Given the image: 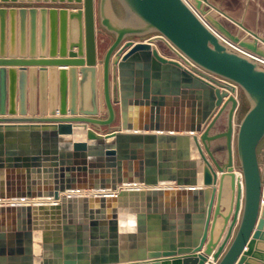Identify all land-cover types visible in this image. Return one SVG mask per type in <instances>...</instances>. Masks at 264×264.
Instances as JSON below:
<instances>
[{
	"label": "water",
	"instance_id": "95a60500",
	"mask_svg": "<svg viewBox=\"0 0 264 264\" xmlns=\"http://www.w3.org/2000/svg\"><path fill=\"white\" fill-rule=\"evenodd\" d=\"M191 1L224 38L264 59V36L211 0ZM0 3L62 6L0 8V200L57 203L56 239L43 238L39 264H264V65L220 41L182 0ZM151 35L177 59L131 40ZM178 59L236 90L205 81ZM168 74L193 96L183 136L164 134L180 130L154 121L164 99L150 85ZM131 105L149 106L151 122H128ZM132 184L145 188L144 212L122 235L117 192ZM84 191L95 195H66ZM37 213L51 214L0 206V264H35ZM152 219L170 238L162 248H148Z\"/></svg>",
	"mask_w": 264,
	"mask_h": 264
},
{
	"label": "crops",
	"instance_id": "0c3cea01",
	"mask_svg": "<svg viewBox=\"0 0 264 264\" xmlns=\"http://www.w3.org/2000/svg\"><path fill=\"white\" fill-rule=\"evenodd\" d=\"M211 2L218 7L220 10L227 13L230 17L236 21L241 22L245 27L254 31L260 36H264V32H260L259 28L264 26V0H211ZM60 4H51V3H0V8H60ZM75 7V6H73ZM220 20V15H217ZM106 45L105 49L110 43L111 40L109 37L105 38ZM156 44L155 47L158 49L161 55L169 59H177L176 55L165 45ZM60 70L61 68H57ZM67 70V68H66ZM153 86L150 85V89H157L160 91V95L157 97H163L164 103L159 107V112L154 113V121H158L160 128L163 130H180L178 132H164V134L169 135H185L186 130L190 128L191 122L193 120L192 116V103L193 96L191 95L190 89L183 87L180 84L179 88L176 87L174 83V77L171 74L166 76H161L160 80L153 81ZM151 84V83H150ZM139 89L143 90V84L136 85L134 83V90ZM179 95L177 96V92ZM141 95V92L140 94ZM130 110L128 111V122L138 124L143 127L144 124H149L151 122V111L149 106H137V109L134 108V105H131ZM155 133V132H148ZM259 149V148H258ZM264 153V151H263ZM264 155V154H263ZM128 213H132L127 211ZM137 212V211H136Z\"/></svg>",
	"mask_w": 264,
	"mask_h": 264
},
{
	"label": "bare ground",
	"instance_id": "6f19581e",
	"mask_svg": "<svg viewBox=\"0 0 264 264\" xmlns=\"http://www.w3.org/2000/svg\"><path fill=\"white\" fill-rule=\"evenodd\" d=\"M186 6L196 15V17L214 34L218 37L220 41V37L207 25L203 22V20L198 16V13L192 9L184 0H182ZM192 2V1H191ZM193 4V3H192ZM223 42V41H222ZM224 43V42H223ZM228 45V44H226ZM229 46V45H228ZM231 47V46H229ZM232 48V47H231ZM172 51V50H171ZM173 52V51H172ZM184 68H186L188 65L182 63L181 60H177ZM186 66V67H185ZM187 69V68H186ZM79 128V127H78ZM81 129V128H80ZM195 158V156H193ZM236 175H238L236 173ZM160 187H170L172 186L171 183H162L159 185ZM145 188L143 186L138 185V184H132V185H123L117 192V199H118V216H119V223H120V231L122 235H126L128 233H132L135 231V216L137 213H143L144 212V196ZM224 192L226 196L228 195V188L227 184L225 182L224 185ZM131 193V195H130ZM130 195L132 196L131 199H127L123 201L124 195ZM66 195H69L71 197H82V196H87V195H95V192L91 191H84V192H76V193H68ZM126 195V196H127ZM131 198V197H130ZM126 202V203H125ZM57 203L54 202L52 199H15V200H0V206H5V205H24V206H32L34 209H37L39 207H43L47 209L51 214L49 216L43 217L42 214L37 213V215L34 217V261L35 264L40 263V254H41V249H40V243L43 241V238H49V239H54L50 235L54 231L57 232L59 228V222L57 221V218L55 216L58 214L59 215V210L55 207ZM224 205H227V198L226 201L224 202ZM127 211H130L132 213H128ZM137 211V212H136ZM157 221L152 219L148 221L149 225V230H148V235H147V244L148 248L150 249H158L164 247L166 242L170 239L169 236H165L158 232L156 228V223ZM46 225H50V229H46ZM57 237V236H56ZM144 235L138 234V239L143 238ZM56 239V238H55ZM121 248H126L127 246L130 245V243L122 242L121 241Z\"/></svg>",
	"mask_w": 264,
	"mask_h": 264
},
{
	"label": "rangeland",
	"instance_id": "374dc122",
	"mask_svg": "<svg viewBox=\"0 0 264 264\" xmlns=\"http://www.w3.org/2000/svg\"><path fill=\"white\" fill-rule=\"evenodd\" d=\"M192 9H194L197 13H198V16L203 20V22L205 23V24H207L219 37H220V39L225 43V44H228L229 46H231L233 49H235L236 51H239L240 53H242V54H244V55H246V56H248V57H250V58H252L253 60H255L256 62H258L259 64H262V65H264V59L263 58H261V57H258V56H256V55H254V54H252V53H250V52H248V51H246V50H244V49H241V48H239L237 45H235V44H233V43H231L230 41H228L226 38H224L221 34H219L215 29H213L212 27H211V25L210 24H208L206 21H205V19L199 14V12L195 9V7L193 6V4H192V2H191V0H184ZM221 21H222V23L229 29V30H231L232 32H234V33H238L242 38H250L249 36H247L246 35V33L245 32H243L242 30H240V28H238L235 24H233L232 22H230L229 20H227L226 18H221ZM259 31L260 32H264V26H261L260 28H259ZM98 36H99V38H102V36H103V33L102 32H99V34H98ZM104 45H106V44H103V45H101V47H100V50H102L103 48H104ZM158 45H160L159 43H158ZM162 45V44H161ZM222 126H223V122L218 126V130H220L221 128H222ZM109 131V129H105V131L104 132H108ZM263 151H264V141L260 144V146H259V149H258V155H259V160H260V162H263ZM127 195V194H126ZM124 195L125 197H127V198H124L123 197V201H125V200H127V199H131L132 200V196H130L131 195V193H130V195ZM131 197V198H130ZM126 203V202H125ZM3 206V205H2ZM5 206H9V205H5Z\"/></svg>",
	"mask_w": 264,
	"mask_h": 264
},
{
	"label": "built area",
	"instance_id": "2783aa9c",
	"mask_svg": "<svg viewBox=\"0 0 264 264\" xmlns=\"http://www.w3.org/2000/svg\"><path fill=\"white\" fill-rule=\"evenodd\" d=\"M159 39H161V37L159 35H151V36H148V37H145V38H142V39H131L134 43H137V42H151L152 44L156 45L158 43H161L159 42ZM186 67V66H185ZM190 72H192L194 75L204 79L205 81L215 85V86H219V87H222V86H228V87H232L236 90V87L234 84L228 82V81H225L223 79H220L216 76H213L203 70H201L200 68L196 67L195 65L193 64H188V66L186 67Z\"/></svg>",
	"mask_w": 264,
	"mask_h": 264
}]
</instances>
